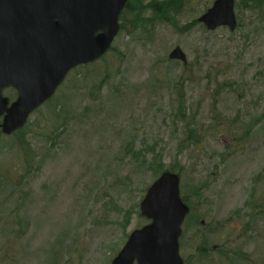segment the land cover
Masks as SVG:
<instances>
[{"label":"rangeland","instance_id":"374dc122","mask_svg":"<svg viewBox=\"0 0 264 264\" xmlns=\"http://www.w3.org/2000/svg\"><path fill=\"white\" fill-rule=\"evenodd\" d=\"M154 1L131 0L104 56L0 131V264H111L148 222L155 157L182 169L186 264H264V4L209 30L215 0Z\"/></svg>","mask_w":264,"mask_h":264},{"label":"water","instance_id":"95a60500","mask_svg":"<svg viewBox=\"0 0 264 264\" xmlns=\"http://www.w3.org/2000/svg\"><path fill=\"white\" fill-rule=\"evenodd\" d=\"M128 0H0V128L21 129L56 92L71 69L101 58L120 31ZM236 0H215L200 16L209 30L237 28ZM170 59L187 62L180 46ZM18 96L9 105L7 86ZM181 177L165 170L147 189L140 214L149 222L130 233L111 264H185L180 254L183 222L190 210Z\"/></svg>","mask_w":264,"mask_h":264},{"label":"trees","instance_id":"16d2710c","mask_svg":"<svg viewBox=\"0 0 264 264\" xmlns=\"http://www.w3.org/2000/svg\"><path fill=\"white\" fill-rule=\"evenodd\" d=\"M172 2V0H167V1H154L153 3H150V7L153 9L154 13L157 15H160L161 12L160 11H167L166 9L168 8V5ZM254 3H256L257 5H262L264 4V0H255ZM131 0L128 1L123 13H122V17L125 16V14L127 13V11H134L132 10L131 7ZM163 13V12H162ZM138 21V17L136 19ZM121 27H123V25H121ZM182 113H184L183 110H181ZM153 170H154V174H155V178L161 174L164 170H166V166L162 163V161L159 160V157H155L154 161H153ZM169 170L172 171H176L179 174H182V169L181 168H177L176 166H172L169 168ZM207 246L208 243L207 242H200L197 243L196 246L194 247V251L196 253L197 257H201V255H203L204 251H207Z\"/></svg>","mask_w":264,"mask_h":264},{"label":"flooded vegetation","instance_id":"af4514ba","mask_svg":"<svg viewBox=\"0 0 264 264\" xmlns=\"http://www.w3.org/2000/svg\"><path fill=\"white\" fill-rule=\"evenodd\" d=\"M2 95L9 99V105H10L17 98L18 92H17V89L11 85V86L4 87L2 89ZM3 117L4 116L0 118V122H2ZM0 131L2 130L0 129ZM207 255H208V250L204 251L203 255L201 256V260H204L207 257Z\"/></svg>","mask_w":264,"mask_h":264}]
</instances>
